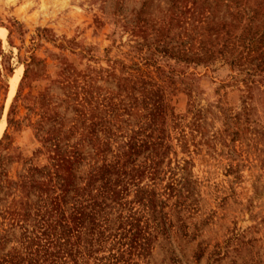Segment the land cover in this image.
Returning <instances> with one entry per match:
<instances>
[{"label":"rangeland","instance_id":"374dc122","mask_svg":"<svg viewBox=\"0 0 264 264\" xmlns=\"http://www.w3.org/2000/svg\"><path fill=\"white\" fill-rule=\"evenodd\" d=\"M3 210L12 264H264V0H0Z\"/></svg>","mask_w":264,"mask_h":264},{"label":"trees","instance_id":"16d2710c","mask_svg":"<svg viewBox=\"0 0 264 264\" xmlns=\"http://www.w3.org/2000/svg\"><path fill=\"white\" fill-rule=\"evenodd\" d=\"M30 183L29 178H23L20 184V188L22 190V193L25 192V190L28 188V184ZM27 197V196H26ZM8 209V208H7ZM11 212V211H9ZM26 214L22 211H16L11 212L10 214H7V211H1L0 213V248L3 246L5 240L7 239V230L3 228V222L6 220L10 221V227L13 228V226H20L25 221ZM26 238L24 236V242L26 243ZM17 260H22V258L19 255H8V254H1L0 255V264H12L13 262Z\"/></svg>","mask_w":264,"mask_h":264}]
</instances>
